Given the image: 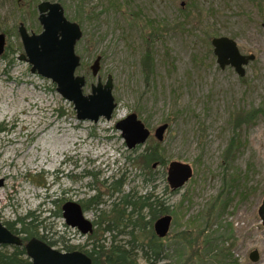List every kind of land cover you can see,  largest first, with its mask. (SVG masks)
Wrapping results in <instances>:
<instances>
[{"label":"rangeland","instance_id":"rangeland-1","mask_svg":"<svg viewBox=\"0 0 264 264\" xmlns=\"http://www.w3.org/2000/svg\"><path fill=\"white\" fill-rule=\"evenodd\" d=\"M44 1L60 3L73 22L82 15L83 22H76L83 31L77 75L87 80L86 95L98 77L105 83L112 76L118 105L112 120L79 121L51 80L32 74L19 60L24 53L19 25L39 34L38 6ZM263 24L264 0H0V32L8 45L0 57V222L25 237L19 220L31 214L41 224L39 237L54 249L89 251L96 239L105 247L116 235L123 244L129 241L117 231H103L105 213L127 195L132 201L152 196L163 201L173 220L158 247L160 260L147 261L139 253V264H214L187 262L207 234L219 238L213 248H232L239 264H264L258 215L264 200ZM217 37L231 38L242 54L256 56L245 77L218 66L211 45ZM132 114L152 135L128 150L115 125ZM164 124L169 128L158 142L154 132ZM156 145L165 165L152 168L138 158ZM173 161L193 169L192 179L177 191L167 182ZM66 202L83 206L96 224L91 235L66 224ZM142 214L141 227L150 218ZM118 223L123 231L125 223ZM185 236L191 251L180 241ZM253 250L259 252L257 263L249 259Z\"/></svg>","mask_w":264,"mask_h":264},{"label":"water","instance_id":"water-1","mask_svg":"<svg viewBox=\"0 0 264 264\" xmlns=\"http://www.w3.org/2000/svg\"><path fill=\"white\" fill-rule=\"evenodd\" d=\"M38 12V21L42 26L39 34L29 32L23 23L19 25L18 33L24 49L19 60L30 66L32 74L51 80L62 98L73 105L79 121L97 123L100 119L112 120L118 106L113 96L112 76H108L105 83L98 77L97 84H92L91 93L86 95L84 89L87 80L84 76L77 75L81 58L76 53V46L83 38L80 25L66 17L63 6L58 2L44 1L39 4ZM211 45L218 66L222 70L227 67L233 68L240 78L246 75L245 67L256 59L253 54H242L235 40L228 37L213 38ZM5 48L6 36L0 32V57L5 53ZM100 63L101 59L97 58L91 67L94 77L99 73ZM115 127L121 132L128 150L143 146L152 135L136 114L119 121ZM168 128V124L158 127L154 132V138L158 142H163ZM192 177L193 169L190 165L177 161L169 163L167 182L172 191L183 188ZM63 209L68 226L77 229L83 235L93 233L94 225L85 217L80 204L69 202ZM258 215L264 225V200ZM171 223L172 218L169 215L156 222L155 230L160 239L168 236ZM21 245V238L0 222V247ZM25 250L32 264H92L91 259L80 251L60 252L38 239L27 242ZM249 259L252 263H257L260 259L259 252L257 250L250 252Z\"/></svg>","mask_w":264,"mask_h":264},{"label":"trees","instance_id":"trees-1","mask_svg":"<svg viewBox=\"0 0 264 264\" xmlns=\"http://www.w3.org/2000/svg\"><path fill=\"white\" fill-rule=\"evenodd\" d=\"M61 2V0H59ZM76 22H83L82 15L78 18H74ZM154 31L152 30L151 36L154 35ZM8 46V45H6ZM151 60L150 56L145 58V64L150 67L151 69ZM257 114H261L260 110H257ZM250 115V113H249ZM251 115H253L251 113ZM256 115V114H255ZM244 118V116H243ZM2 129H0V132ZM158 145L155 147L149 148L143 151L142 155L138 159H142L147 166L159 164L165 165V162L160 153H158ZM141 147V146H139ZM138 147V148H139ZM137 151V150H136ZM135 151V152H136ZM158 151V152H157ZM118 182L116 183V185ZM117 189V188H115ZM119 189V188H118ZM131 196L127 195L124 197L123 202L121 204H115L112 210L109 213H105V216H108L107 220H105L106 227L103 231L106 233H114L117 231L118 235L128 236L129 241L125 242L124 244L117 239V235L111 238L110 246L105 247L103 244H99L100 241L96 239L92 248L89 251H82V250H74L80 251L86 254L92 261V264H139L138 258L139 253L142 254L143 258L147 261L156 260L159 261L162 255V247L161 239L157 236L155 230V224L159 221L163 216L169 215L168 214V207H166L161 201V199L152 196H143L138 197L137 201H132L129 199ZM97 197H93L90 199L89 202H93L96 200ZM219 198L216 199L214 203L217 202ZM69 202H66L62 206V214H63V207ZM123 205V206H122ZM228 206V202L224 204L220 203V208L223 211ZM83 209V206H82ZM131 209V210H130ZM216 209V208H215ZM130 212L128 213V211ZM214 208L211 209L209 214L207 215L206 219L208 220L210 216L214 214ZM143 211H147L149 214V220L144 223V226L141 227V219L145 216L142 214ZM113 218H111V217ZM136 216V219L133 217ZM171 216V215H169ZM118 219L120 222L123 220L124 228L123 231L118 230L120 227V223H118ZM26 220L29 222H26ZM37 222L36 219L31 217V214L26 217L24 220H19V223L22 225L21 233L26 234L25 237L22 238V245L18 247H13L12 251H0V264H32L31 260L28 258V255L25 250V243L29 242L32 239H38L44 242L43 237H39L38 231L40 229L41 224L35 225ZM96 226V224L94 223ZM123 226V225H122ZM12 233H15L10 227H8ZM131 229V231L126 232L125 230ZM148 231V232H146ZM141 232H146L144 236ZM146 234H150L148 239L145 237ZM204 235V234H203ZM92 237V236H90ZM148 241H145V239ZM219 238L215 239L212 235L205 236L202 241L201 250H194L193 255L187 262H191V260H201L206 261L210 260L214 264H239L238 260L233 258L232 248L226 247H219L218 244H215L216 248L214 247V242L217 243ZM180 241L182 242L185 250H192L193 247L192 242L188 241V238L180 237ZM48 244V243H46ZM160 244V245H159ZM49 245V244H48ZM50 246V245H49ZM5 248V247H4ZM217 249V250H216ZM70 251V250H68Z\"/></svg>","mask_w":264,"mask_h":264},{"label":"flooded vegetation","instance_id":"flooded-vegetation-1","mask_svg":"<svg viewBox=\"0 0 264 264\" xmlns=\"http://www.w3.org/2000/svg\"><path fill=\"white\" fill-rule=\"evenodd\" d=\"M78 204H80V203H78ZM80 205H81V204H80ZM81 207H82V206H81ZM83 211H84V210H83ZM84 213H85V212H84ZM93 223H94V222H93ZM2 224H4L7 228H8V227L11 228V225L8 224V223H6V224H5V223H2ZM8 229H9V228H8ZM11 232H12V231H11ZM14 234H15V233H14ZM16 235H17V233H16ZM18 236H19V237L21 238V240H22L23 237H22L20 234H19ZM25 244H26V243H25ZM66 252H74V251H66Z\"/></svg>","mask_w":264,"mask_h":264},{"label":"bare ground","instance_id":"bare-ground-1","mask_svg":"<svg viewBox=\"0 0 264 264\" xmlns=\"http://www.w3.org/2000/svg\"><path fill=\"white\" fill-rule=\"evenodd\" d=\"M17 149H19V147H17L15 150L17 151ZM15 153V152H14ZM42 160V159H41ZM42 162H43V160H42ZM54 162H55V160H54ZM1 200V199H0Z\"/></svg>","mask_w":264,"mask_h":264}]
</instances>
